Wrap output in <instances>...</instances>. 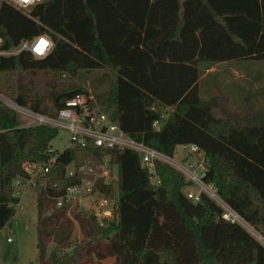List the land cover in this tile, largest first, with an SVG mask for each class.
<instances>
[{"label":"trees","instance_id":"trees-1","mask_svg":"<svg viewBox=\"0 0 264 264\" xmlns=\"http://www.w3.org/2000/svg\"><path fill=\"white\" fill-rule=\"evenodd\" d=\"M41 35L53 42L44 57L0 55L2 94L55 116L66 100L88 93L82 72L103 70L108 88L90 104L168 156L178 145L197 144L207 159L204 182L264 236V108L234 107L233 94L221 84L209 98L201 91L214 64L264 62V0H41L28 8L0 0L2 49ZM48 72L75 77L77 88L54 84L45 95L37 79ZM20 116L0 100V231L21 202L13 192L23 162L57 155L47 186L36 189L39 264H103L109 258L112 264H264V244L226 220L207 193L190 199L194 185L170 164L156 162L155 184L132 149L56 153L51 140L58 128L25 126ZM106 156L118 167V179H100L97 188L117 198L119 219L101 227L92 213L74 211L81 233L74 242L75 224L53 196L83 176H67V165H97Z\"/></svg>","mask_w":264,"mask_h":264},{"label":"built area","instance_id":"built-area-1","mask_svg":"<svg viewBox=\"0 0 264 264\" xmlns=\"http://www.w3.org/2000/svg\"><path fill=\"white\" fill-rule=\"evenodd\" d=\"M7 1L18 8H28L41 0ZM42 40L45 41V45L42 46L41 51H37ZM2 44L3 39L0 36V55H13L21 51H29L38 58L46 56L53 47L52 40L46 35L37 36L31 40H24L18 46L11 49H2ZM0 99L9 107L20 113L22 119L28 121L26 126L50 125L57 128L64 127L69 130L71 137L66 150L88 146L103 149L117 147L120 149L127 148L135 150L141 155L142 164L148 169L149 176L155 184L160 183L156 170V162L161 161L170 164L182 172L194 187H199L198 190H190L188 192V197L190 199L198 201L202 192L207 193L224 209L223 217L226 220L240 223L253 234L256 233L253 226L220 199L211 185L204 182L203 177L206 171L204 162L206 157H204L202 162H187L188 159H183L184 157L188 158L186 155L183 156L182 162L173 160L171 156L128 135L127 132L111 118L108 112L102 111L96 106H92L89 102L92 98L85 93H77L72 98L66 100L65 106L61 108L55 116L36 113L2 94H0ZM157 124L158 122H155L154 125L157 126ZM180 146L183 151H186L188 154H200L202 152L197 144H182ZM57 158V155H53L44 162H23L22 170L24 174L15 178L13 196H19L23 190L29 188L35 190L39 186L46 187V176L54 168L58 160ZM199 166L203 168L202 174H198L196 171ZM78 173L83 174L79 182L68 185L61 195L56 197L53 196L55 206L66 210L67 216L73 220L75 229H78L79 234L80 226L73 215L74 211H87L92 213L101 227L107 226L112 222H117L119 219L117 198L108 197L97 188V181L100 179H104L105 183H110L118 179L117 174L114 172L113 165L110 163V158L106 156L103 161L97 165H94L91 160H87L79 166H76L74 163L67 165V176L74 177ZM86 200L89 201L88 204ZM255 235L261 242H264V236L262 234L260 236L257 234ZM78 238H80V236H78Z\"/></svg>","mask_w":264,"mask_h":264},{"label":"rangeland","instance_id":"rangeland-1","mask_svg":"<svg viewBox=\"0 0 264 264\" xmlns=\"http://www.w3.org/2000/svg\"><path fill=\"white\" fill-rule=\"evenodd\" d=\"M103 70H93L91 72H82L83 87L88 91L87 96H90L96 102L97 97L102 95L108 88L104 78ZM238 74H244L246 77H239ZM264 75V62L250 61V62H239V63H222L214 64L209 69H207L202 77V95L205 98H209L215 94L214 85L221 84V86L227 91L230 90L233 94V106L236 108L244 107L243 92L244 88L250 87L252 93L251 99L248 103L252 104L255 108H260L262 98H259L255 91H258L262 81L260 80V74ZM249 74V75H247ZM3 76L7 74H2ZM40 80V85H38V90H42L45 95H48L54 84H58V87L63 86L68 87L74 85L77 88L78 81L76 78L71 80V76L67 73L61 74V78H57L53 72L41 73L38 76ZM57 80V81H56ZM61 82V83H60ZM237 85H239L237 89ZM246 85V87L244 86ZM258 93V92H256ZM0 94H2L0 92ZM4 94V93H3ZM2 94V95H3ZM9 97L7 95H3ZM10 98V97H9ZM1 100V99H0ZM260 100V103H259ZM2 101V100H1ZM49 101V100H48ZM51 101H49V104ZM52 104V103H51ZM50 104V105H51ZM104 107V105H103ZM100 108H102L100 106ZM20 121L25 126L28 121L22 119L20 116ZM162 122H158L157 127L161 126ZM71 134L69 130L64 127H58L56 136L51 140V148L56 153H61L66 150L70 142ZM188 156V161L202 162L204 160L205 154L201 152L200 154H188L183 151L180 145L176 146L175 154L172 157L173 160L177 162H182L183 156ZM207 165V159L204 162ZM114 172L118 174V167L113 165ZM198 174L203 173V168L199 166L196 169ZM199 187H193L192 190H198ZM37 191L33 188L23 190L20 197V204L17 207L16 214L7 222V224L0 231V263L1 264H39L38 261V232H37ZM87 204H88V200ZM254 228V227H253ZM78 231V229H77ZM258 236L261 235L259 231L254 228ZM79 232V231H78ZM76 233L74 237V242L79 240V233ZM251 234H253L251 232ZM255 234H253L257 239H259ZM10 239V240H9ZM260 240V239H259ZM264 241V240H263ZM264 244V242H262ZM113 259L109 258L104 261L103 264H112Z\"/></svg>","mask_w":264,"mask_h":264},{"label":"crops","instance_id":"crops-1","mask_svg":"<svg viewBox=\"0 0 264 264\" xmlns=\"http://www.w3.org/2000/svg\"><path fill=\"white\" fill-rule=\"evenodd\" d=\"M237 75L240 77H246L247 78V76H245L244 74H238L237 73ZM247 75H249V74H247ZM260 80L262 81V83L260 84V86H259V90L258 91H255V94L259 97V98H262V102H261V105H259L258 104V106H260V107H262V108H264V75H263V73L262 74H260ZM245 87H246V85H244ZM237 87V89H240V88H238L239 87V85H237L236 86ZM242 92H243V98H244V106H247V104H248V102L250 101V99H251V96H252V93L253 92H251V90H250V87H246V88H244V90H242ZM256 92H258V93H256ZM250 94V97H244L245 95L247 96V95H249ZM259 103H260V100H259ZM241 108H243V107H241ZM78 231H77V229H76V233H77ZM80 238H81V233H80ZM79 238V239H80ZM54 248V243H51L50 245H49V251H51L52 249Z\"/></svg>","mask_w":264,"mask_h":264},{"label":"snow or ice","instance_id":"snow-or-ice-1","mask_svg":"<svg viewBox=\"0 0 264 264\" xmlns=\"http://www.w3.org/2000/svg\"><path fill=\"white\" fill-rule=\"evenodd\" d=\"M43 45H44V42H43V41H41V47H38L37 49L41 51V50H42V46H43Z\"/></svg>","mask_w":264,"mask_h":264},{"label":"bare ground","instance_id":"bare-ground-1","mask_svg":"<svg viewBox=\"0 0 264 264\" xmlns=\"http://www.w3.org/2000/svg\"><path fill=\"white\" fill-rule=\"evenodd\" d=\"M43 42H44V45H45V41L44 40H42ZM39 47H41V42H40V45H39Z\"/></svg>","mask_w":264,"mask_h":264},{"label":"clouds","instance_id":"clouds-1","mask_svg":"<svg viewBox=\"0 0 264 264\" xmlns=\"http://www.w3.org/2000/svg\"><path fill=\"white\" fill-rule=\"evenodd\" d=\"M37 51H40V50L37 49Z\"/></svg>","mask_w":264,"mask_h":264}]
</instances>
